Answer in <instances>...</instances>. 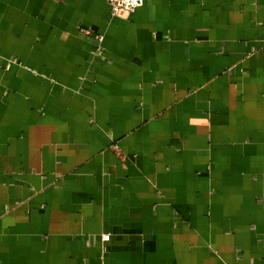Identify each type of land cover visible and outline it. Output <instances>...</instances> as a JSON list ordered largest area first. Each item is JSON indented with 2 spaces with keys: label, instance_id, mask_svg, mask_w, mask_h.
I'll return each mask as SVG.
<instances>
[{
  "label": "crops",
  "instance_id": "0c3cea01",
  "mask_svg": "<svg viewBox=\"0 0 264 264\" xmlns=\"http://www.w3.org/2000/svg\"><path fill=\"white\" fill-rule=\"evenodd\" d=\"M0 264H264V0H0Z\"/></svg>",
  "mask_w": 264,
  "mask_h": 264
},
{
  "label": "built area",
  "instance_id": "2783aa9c",
  "mask_svg": "<svg viewBox=\"0 0 264 264\" xmlns=\"http://www.w3.org/2000/svg\"><path fill=\"white\" fill-rule=\"evenodd\" d=\"M111 14L115 17H129L140 8L144 0H107ZM104 241L108 240L107 236L103 237Z\"/></svg>",
  "mask_w": 264,
  "mask_h": 264
}]
</instances>
